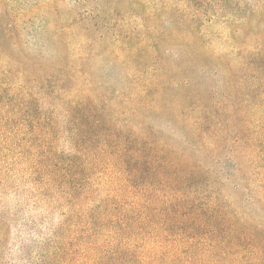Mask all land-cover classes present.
I'll list each match as a JSON object with an SVG mask.
<instances>
[{"label":"trees","instance_id":"16d2710c","mask_svg":"<svg viewBox=\"0 0 264 264\" xmlns=\"http://www.w3.org/2000/svg\"><path fill=\"white\" fill-rule=\"evenodd\" d=\"M206 15L181 11L182 46L194 45L186 32L203 36L199 18L216 17ZM239 21L250 49L215 65L220 84L208 89L185 72L204 71L196 56H181L172 75L162 59L151 68L140 56L107 59L111 72L129 59L121 90L90 81L83 56L40 58L28 70L14 62L33 89L0 84V171L81 212L88 229L98 218L103 230L179 252L181 264L264 263V35L254 14ZM228 24L229 42L246 44L248 33ZM61 131L67 155L54 144Z\"/></svg>","mask_w":264,"mask_h":264},{"label":"rangeland","instance_id":"374dc122","mask_svg":"<svg viewBox=\"0 0 264 264\" xmlns=\"http://www.w3.org/2000/svg\"><path fill=\"white\" fill-rule=\"evenodd\" d=\"M182 10L216 15L211 22L203 17L197 21L206 23L199 30L203 36L185 33L193 38V46H182L179 39ZM250 14L260 20L258 33L264 35V0H0V84L8 83L13 90L33 89L20 78L14 62L28 70L40 58L83 56L90 81L121 90L119 78L130 70L129 59L123 69L112 72L107 59L111 63L114 56H140L146 68H151L152 59H162L172 75L171 68L177 69L172 64H181V56H196L204 71L185 68L186 74L205 89L217 87L220 80L211 71L218 70L215 65L234 64L236 56L250 49L253 35L245 29L248 24L239 21ZM226 24L242 27L248 42L244 37L230 43ZM56 114L63 128L62 115L57 110ZM154 126L173 139L164 124ZM68 142V134L61 131L54 144L67 155ZM20 178V173L0 171V264H181L179 252L103 230L98 218L88 229L81 212H72L63 201L36 197L34 188ZM99 202L95 195L92 203Z\"/></svg>","mask_w":264,"mask_h":264}]
</instances>
